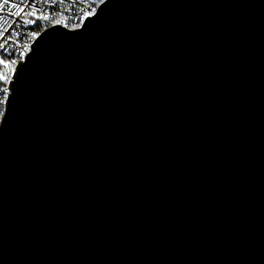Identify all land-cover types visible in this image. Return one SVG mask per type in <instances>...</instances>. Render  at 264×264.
<instances>
[{
    "label": "water",
    "instance_id": "1",
    "mask_svg": "<svg viewBox=\"0 0 264 264\" xmlns=\"http://www.w3.org/2000/svg\"><path fill=\"white\" fill-rule=\"evenodd\" d=\"M0 264H264V0L43 29L0 119Z\"/></svg>",
    "mask_w": 264,
    "mask_h": 264
},
{
    "label": "built area",
    "instance_id": "2",
    "mask_svg": "<svg viewBox=\"0 0 264 264\" xmlns=\"http://www.w3.org/2000/svg\"><path fill=\"white\" fill-rule=\"evenodd\" d=\"M102 1L0 0V119L12 68L29 52L38 34L56 24L79 28Z\"/></svg>",
    "mask_w": 264,
    "mask_h": 264
},
{
    "label": "snow or ice",
    "instance_id": "3",
    "mask_svg": "<svg viewBox=\"0 0 264 264\" xmlns=\"http://www.w3.org/2000/svg\"><path fill=\"white\" fill-rule=\"evenodd\" d=\"M13 7H17V6H13ZM11 14V13H10Z\"/></svg>",
    "mask_w": 264,
    "mask_h": 264
},
{
    "label": "trees",
    "instance_id": "4",
    "mask_svg": "<svg viewBox=\"0 0 264 264\" xmlns=\"http://www.w3.org/2000/svg\"><path fill=\"white\" fill-rule=\"evenodd\" d=\"M2 106H0V108H1Z\"/></svg>",
    "mask_w": 264,
    "mask_h": 264
}]
</instances>
